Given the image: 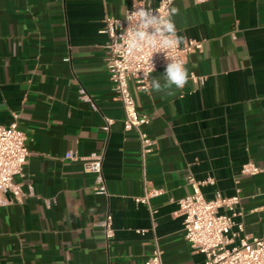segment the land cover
Segmentation results:
<instances>
[{
    "label": "crops",
    "instance_id": "crops-1",
    "mask_svg": "<svg viewBox=\"0 0 264 264\" xmlns=\"http://www.w3.org/2000/svg\"><path fill=\"white\" fill-rule=\"evenodd\" d=\"M135 2L160 0H0V125L18 115L30 151L17 179L24 198L6 194L0 209V264H145L156 243L164 264H205L185 240L177 203L192 193L190 177L214 180L202 189L208 200L233 196L239 182L244 231L233 229L235 244L264 238V0L173 2L180 44L204 49L186 57L183 89L142 93L130 83L157 142L145 164L138 135L124 131L102 33L107 16L124 20ZM69 153L103 156L109 196L95 195V176ZM249 162L262 173L242 175ZM154 189L164 194L136 203Z\"/></svg>",
    "mask_w": 264,
    "mask_h": 264
},
{
    "label": "built area",
    "instance_id": "built-area-1",
    "mask_svg": "<svg viewBox=\"0 0 264 264\" xmlns=\"http://www.w3.org/2000/svg\"><path fill=\"white\" fill-rule=\"evenodd\" d=\"M175 0H160L155 7L135 2L138 7L151 8L163 15ZM204 3L207 0H196ZM127 10H133V5ZM119 20L107 16L104 21L102 33L108 37L106 44L107 64L111 81L114 85L118 99L124 110V131L134 132L138 135L141 144V156L145 164L148 156L154 153L157 142L150 138L143 128L150 123L147 115L140 114L137 110L135 99L130 90V83L134 82L137 90L148 93L152 74L164 69L167 59L164 53H153L152 63L155 70H150V57L152 49L149 46L132 48L128 44L131 29L125 32L126 20ZM121 24L124 26L122 27ZM133 26L135 21L132 22ZM124 33L123 37L121 34ZM203 42L189 40L185 44H179L168 50L167 55L175 60L186 64V57L190 54L202 52ZM150 73V75H149ZM195 83L203 84L204 80L190 75ZM81 98L88 102L84 90L80 91ZM104 130L110 131L112 120H106ZM30 151L27 145V137L19 124V116L14 115L13 121L8 126L0 125V209L8 204L6 194H11L15 200L22 201L24 198L23 185L17 179L25 178V168L28 164ZM71 162H81L84 171L95 176L94 193L97 196H109L103 169V156L92 154L88 157H79L73 153L65 156ZM262 173V169L253 162L242 166L241 174L254 177ZM189 184L192 193L177 203L179 214L184 218L185 240L196 252L206 257L205 264H264V238H244L239 244H235V238L239 235L233 233L237 226L239 233L244 231V226L236 220L242 218L244 213L241 208V188L236 182V190L233 196H223L216 193L214 198H205L202 189L207 185H213L214 180L209 178L198 182L190 177ZM164 194L163 190L154 189L146 191L142 198H137L136 203L150 206L151 200ZM113 218L108 214L101 226L105 230L108 240L115 236L112 228ZM144 234V231L139 232ZM145 264H164L163 251L156 243L153 253Z\"/></svg>",
    "mask_w": 264,
    "mask_h": 264
},
{
    "label": "clouds",
    "instance_id": "clouds-1",
    "mask_svg": "<svg viewBox=\"0 0 264 264\" xmlns=\"http://www.w3.org/2000/svg\"><path fill=\"white\" fill-rule=\"evenodd\" d=\"M171 0H169V3ZM180 9L170 7L161 15L151 8L133 5L126 17L127 27L125 32L131 29L128 44L132 48L149 46L152 49L150 57V70H155L152 63L153 53H164L167 59L164 73L159 78L151 77V88L157 92H171L173 88L183 89L189 79V73L184 63L170 58L167 55L169 49L182 43L183 38L178 36L173 17L179 15ZM135 21L133 26L132 22ZM122 27H124L121 24ZM124 33L121 34L123 37ZM150 75V73H149Z\"/></svg>",
    "mask_w": 264,
    "mask_h": 264
}]
</instances>
